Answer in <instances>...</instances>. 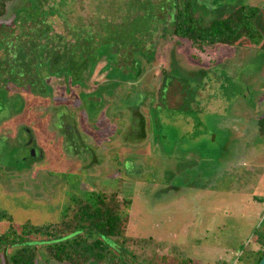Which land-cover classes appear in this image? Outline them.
I'll use <instances>...</instances> for the list:
<instances>
[{
	"label": "rangeland",
	"instance_id": "obj_1",
	"mask_svg": "<svg viewBox=\"0 0 264 264\" xmlns=\"http://www.w3.org/2000/svg\"><path fill=\"white\" fill-rule=\"evenodd\" d=\"M195 1L220 9L200 7L206 22L236 6L260 7L261 41L197 52L176 44L158 11L137 0L8 3L0 17V212L13 225L57 221L71 194L118 192L132 202L127 235L140 244L106 241L135 264H256L264 0ZM33 11H43L49 28L46 52L64 43L86 62V86L83 75L64 86L39 69L42 46L32 48L27 31L36 26ZM14 75L40 79L45 92L14 87ZM9 224L0 220V233Z\"/></svg>",
	"mask_w": 264,
	"mask_h": 264
},
{
	"label": "trees",
	"instance_id": "obj_2",
	"mask_svg": "<svg viewBox=\"0 0 264 264\" xmlns=\"http://www.w3.org/2000/svg\"><path fill=\"white\" fill-rule=\"evenodd\" d=\"M11 1L0 0V17L6 14L7 5ZM39 1L37 0V4H39L37 7L42 3ZM137 3L142 10L150 12L156 9L158 11L155 13L156 18L161 21L164 27H167L166 31L171 34V39L176 44L184 41L197 52H202L210 46H235L244 39L254 43L261 41L262 36L257 27L261 8L257 6H236L224 16L214 17L206 22L204 14L200 15L198 12L200 7L203 10L206 9L199 6L195 0H147V4L150 3L151 6L143 5L140 0H137ZM212 12L221 13L220 9ZM212 12L206 10L207 14ZM38 13V11H33L30 17L35 18L36 26L27 29V31L34 30L32 48L35 49L38 45L42 46V63L40 65L44 66L39 69L55 74L54 79L59 80L60 85L64 86H68L70 82L77 84V76L83 75L84 86H86L89 81L88 72L83 71L86 69V62L83 64L78 62L74 53L67 50L69 45L64 46V43H61V47L48 49L49 51L46 52L47 46L41 44V40L43 36L44 38L47 36L46 32L49 28L45 19H42L43 11ZM27 31L24 30L25 35L28 34ZM18 46L20 49H24V40L18 43ZM24 66H28V64H24ZM48 67H53L55 73ZM11 81L17 88L23 89L28 86L34 90L38 88L40 94L45 92L40 79L30 82L25 76L21 78L14 75ZM46 86L51 91L55 89L50 83H46ZM71 86L76 87L75 85ZM258 134L264 137V118L258 122ZM131 203L130 199L119 197L118 192L97 190L80 195H69L68 204L61 211L57 221L53 223L33 224L30 221H25L21 225L15 226L6 213L0 212V220L7 219L10 222L8 228L0 233V264H37L38 261L46 264L50 262L60 264H135L130 258L126 259L118 255L111 244L106 241V239H115L125 249L139 246V239L127 235ZM258 242L256 264L264 255V230L258 238Z\"/></svg>",
	"mask_w": 264,
	"mask_h": 264
},
{
	"label": "water",
	"instance_id": "obj_3",
	"mask_svg": "<svg viewBox=\"0 0 264 264\" xmlns=\"http://www.w3.org/2000/svg\"><path fill=\"white\" fill-rule=\"evenodd\" d=\"M258 264H264V255L263 257L261 258L260 262Z\"/></svg>",
	"mask_w": 264,
	"mask_h": 264
},
{
	"label": "crops",
	"instance_id": "obj_4",
	"mask_svg": "<svg viewBox=\"0 0 264 264\" xmlns=\"http://www.w3.org/2000/svg\"><path fill=\"white\" fill-rule=\"evenodd\" d=\"M220 46V45H219ZM259 98L261 99V100H264V96L262 95V96H259ZM264 118V117H263ZM257 132H258V129H257Z\"/></svg>",
	"mask_w": 264,
	"mask_h": 264
}]
</instances>
